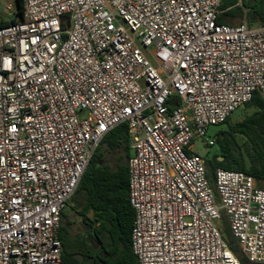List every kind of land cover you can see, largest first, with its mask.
Returning <instances> with one entry per match:
<instances>
[{"label": "built area", "instance_id": "2783aa9c", "mask_svg": "<svg viewBox=\"0 0 264 264\" xmlns=\"http://www.w3.org/2000/svg\"><path fill=\"white\" fill-rule=\"evenodd\" d=\"M0 0V264H63L62 213L127 124L138 264L264 263V187L192 145L255 92L264 25L223 0ZM16 19L15 22H11Z\"/></svg>", "mask_w": 264, "mask_h": 264}, {"label": "trees", "instance_id": "16d2710c", "mask_svg": "<svg viewBox=\"0 0 264 264\" xmlns=\"http://www.w3.org/2000/svg\"><path fill=\"white\" fill-rule=\"evenodd\" d=\"M18 8L22 15L21 0ZM220 10L217 20L220 24L246 20L251 25H264V0H223ZM9 23L0 13V26ZM245 106L253 108V113L236 124H230L229 118L224 123L227 129L215 135L219 153L206 158L212 183L216 170L224 169L251 175L264 187V97L257 91ZM130 156L128 126L124 123L103 138L77 189L84 232L75 233L66 226L65 212L62 213L63 264H138L131 243L135 210L129 201ZM224 224L229 231L226 221ZM225 235L241 264H252L241 255L230 231Z\"/></svg>", "mask_w": 264, "mask_h": 264}, {"label": "rangeland", "instance_id": "374dc122", "mask_svg": "<svg viewBox=\"0 0 264 264\" xmlns=\"http://www.w3.org/2000/svg\"><path fill=\"white\" fill-rule=\"evenodd\" d=\"M0 13H1V9H0ZM238 23H239L238 20L233 22V24H238ZM253 111H254L253 108H248L245 105L239 107L232 113L230 117V124H236L242 121L247 115H250L251 113H253ZM225 129H227L226 124L211 126L208 129L207 140L214 139L218 131L225 130ZM192 151L204 158H210L213 155L219 153L218 147L215 145V142H210L206 145L203 140L195 141L192 145ZM77 199L78 197L75 194L74 197L69 202V204L67 205V207L65 208L64 210L65 217L63 218V222L66 226H70L73 232L83 233L84 227L82 224V219L78 213L79 204H78ZM225 232L229 233V231L226 229H225Z\"/></svg>", "mask_w": 264, "mask_h": 264}, {"label": "crops", "instance_id": "0c3cea01", "mask_svg": "<svg viewBox=\"0 0 264 264\" xmlns=\"http://www.w3.org/2000/svg\"><path fill=\"white\" fill-rule=\"evenodd\" d=\"M235 21H237V20H234V21L230 22L229 24H230V25H239V24H241V23H242V22L240 23V21L238 20V21H239V23H238V24H233V22H235ZM243 21H244V20H243Z\"/></svg>", "mask_w": 264, "mask_h": 264}, {"label": "water", "instance_id": "95a60500", "mask_svg": "<svg viewBox=\"0 0 264 264\" xmlns=\"http://www.w3.org/2000/svg\"><path fill=\"white\" fill-rule=\"evenodd\" d=\"M92 238L90 237V240H91Z\"/></svg>", "mask_w": 264, "mask_h": 264}]
</instances>
